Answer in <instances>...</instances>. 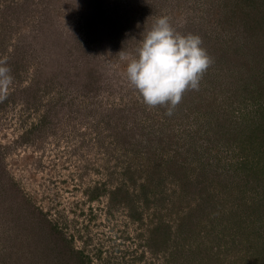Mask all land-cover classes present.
I'll return each instance as SVG.
<instances>
[{
  "label": "rangeland",
  "instance_id": "1",
  "mask_svg": "<svg viewBox=\"0 0 264 264\" xmlns=\"http://www.w3.org/2000/svg\"><path fill=\"white\" fill-rule=\"evenodd\" d=\"M163 16L213 60L170 116L125 74ZM4 57L0 264H264V0H0Z\"/></svg>",
  "mask_w": 264,
  "mask_h": 264
},
{
  "label": "clouds",
  "instance_id": "2",
  "mask_svg": "<svg viewBox=\"0 0 264 264\" xmlns=\"http://www.w3.org/2000/svg\"><path fill=\"white\" fill-rule=\"evenodd\" d=\"M202 44L199 35L178 32L167 16L158 18L136 58L126 65L129 85L149 108L166 107V115H172L187 91L199 90L200 81L213 63ZM121 58L128 59L123 54ZM7 61V57L0 59V103L8 98L14 80Z\"/></svg>",
  "mask_w": 264,
  "mask_h": 264
}]
</instances>
